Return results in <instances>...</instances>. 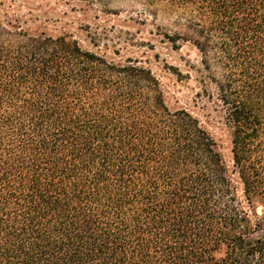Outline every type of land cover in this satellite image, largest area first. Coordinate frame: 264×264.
Listing matches in <instances>:
<instances>
[{
  "label": "trees",
  "instance_id": "1",
  "mask_svg": "<svg viewBox=\"0 0 264 264\" xmlns=\"http://www.w3.org/2000/svg\"><path fill=\"white\" fill-rule=\"evenodd\" d=\"M137 1L198 50L232 171L148 67L3 9L0 264H264V0Z\"/></svg>",
  "mask_w": 264,
  "mask_h": 264
},
{
  "label": "rangeland",
  "instance_id": "2",
  "mask_svg": "<svg viewBox=\"0 0 264 264\" xmlns=\"http://www.w3.org/2000/svg\"><path fill=\"white\" fill-rule=\"evenodd\" d=\"M109 2L104 8L81 0H0V13L7 9L28 19L25 27L30 32L68 35L82 48L108 60L131 59L148 67L159 82L167 107L184 109L196 117L232 171L231 127L215 98L214 86L202 80L198 50L189 42L171 43L155 22L139 16L143 7L137 0ZM256 210L261 214L262 206L257 205Z\"/></svg>",
  "mask_w": 264,
  "mask_h": 264
}]
</instances>
